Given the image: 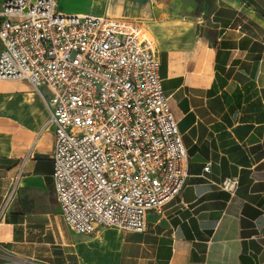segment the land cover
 <instances>
[{
    "label": "crops",
    "instance_id": "1",
    "mask_svg": "<svg viewBox=\"0 0 264 264\" xmlns=\"http://www.w3.org/2000/svg\"><path fill=\"white\" fill-rule=\"evenodd\" d=\"M56 9L143 23L156 44L189 177L162 216L149 215L144 232H74L56 207L55 129L45 127V104L27 81H0V207L26 159L18 197L0 223V264H264V6L56 0ZM228 179L237 181L234 192L220 188Z\"/></svg>",
    "mask_w": 264,
    "mask_h": 264
},
{
    "label": "built area",
    "instance_id": "2",
    "mask_svg": "<svg viewBox=\"0 0 264 264\" xmlns=\"http://www.w3.org/2000/svg\"><path fill=\"white\" fill-rule=\"evenodd\" d=\"M160 69L142 22L64 15L56 0L3 1L0 81H27L45 104V127L55 129L53 188L74 232H144L149 215L162 216L183 192L189 156ZM25 165L3 193L0 223ZM220 188L234 192L237 181Z\"/></svg>",
    "mask_w": 264,
    "mask_h": 264
},
{
    "label": "water",
    "instance_id": "3",
    "mask_svg": "<svg viewBox=\"0 0 264 264\" xmlns=\"http://www.w3.org/2000/svg\"><path fill=\"white\" fill-rule=\"evenodd\" d=\"M263 6H264V1L263 0H258Z\"/></svg>",
    "mask_w": 264,
    "mask_h": 264
},
{
    "label": "rangeland",
    "instance_id": "4",
    "mask_svg": "<svg viewBox=\"0 0 264 264\" xmlns=\"http://www.w3.org/2000/svg\"><path fill=\"white\" fill-rule=\"evenodd\" d=\"M58 209H61L58 205L56 206Z\"/></svg>",
    "mask_w": 264,
    "mask_h": 264
}]
</instances>
